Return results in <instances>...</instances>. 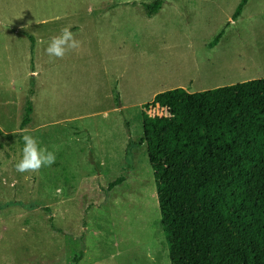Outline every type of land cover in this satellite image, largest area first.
Here are the masks:
<instances>
[{
	"label": "rangeland",
	"instance_id": "rangeland-1",
	"mask_svg": "<svg viewBox=\"0 0 264 264\" xmlns=\"http://www.w3.org/2000/svg\"><path fill=\"white\" fill-rule=\"evenodd\" d=\"M151 1L0 0V264H170L142 105L264 77V0L233 22L240 0ZM69 25L79 46L49 56ZM25 129L54 164L15 170Z\"/></svg>",
	"mask_w": 264,
	"mask_h": 264
},
{
	"label": "trees",
	"instance_id": "trees-1",
	"mask_svg": "<svg viewBox=\"0 0 264 264\" xmlns=\"http://www.w3.org/2000/svg\"><path fill=\"white\" fill-rule=\"evenodd\" d=\"M162 3L143 7L150 17ZM142 107L170 264H264V77L198 92L173 88ZM155 107L165 115L145 111ZM31 113L28 103L22 126Z\"/></svg>",
	"mask_w": 264,
	"mask_h": 264
},
{
	"label": "clouds",
	"instance_id": "clouds-1",
	"mask_svg": "<svg viewBox=\"0 0 264 264\" xmlns=\"http://www.w3.org/2000/svg\"><path fill=\"white\" fill-rule=\"evenodd\" d=\"M71 25L61 29L60 34L53 36L47 41L44 51L52 57H63L68 49L79 46V41L74 39ZM38 43H45L38 41ZM23 146L21 148V158L15 163L14 167L17 172L24 173L36 171L41 166H51L56 161V153L48 151L46 148L38 145L37 139L28 129L24 130L22 135Z\"/></svg>",
	"mask_w": 264,
	"mask_h": 264
},
{
	"label": "crops",
	"instance_id": "crops-1",
	"mask_svg": "<svg viewBox=\"0 0 264 264\" xmlns=\"http://www.w3.org/2000/svg\"><path fill=\"white\" fill-rule=\"evenodd\" d=\"M231 22H233V20H231ZM191 83H193L192 80L189 82V85H190V86H191ZM178 86H180L179 83L173 85L172 88H173V87H174V88H178ZM190 86L187 87V89H186V88H185V85H182V88H184L185 90H187V91L189 92V88H190ZM164 90H165V88L160 87V88H158L156 91L152 92V93H151V97H152V99H153V97H154L157 93L162 92V91H164ZM202 90H206V89L194 88V92H198V91H202ZM192 92H193V91H192ZM162 110H163V109H162ZM163 111H165V110H163ZM165 113H166V112H165ZM31 114H32V113H31ZM30 117H31V115H30ZM30 121H31V120H30ZM29 123H30V122H29ZM29 123H28V124H29ZM28 124H27V125H28Z\"/></svg>",
	"mask_w": 264,
	"mask_h": 264
}]
</instances>
